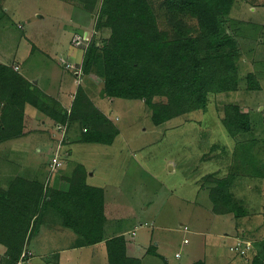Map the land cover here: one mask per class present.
Returning <instances> with one entry per match:
<instances>
[{
    "label": "rangeland",
    "instance_id": "1",
    "mask_svg": "<svg viewBox=\"0 0 264 264\" xmlns=\"http://www.w3.org/2000/svg\"><path fill=\"white\" fill-rule=\"evenodd\" d=\"M152 1L159 7L162 0ZM82 6L81 0H0V62L13 68L19 65L20 70L15 72L33 84L34 92L40 89L52 94L49 96L67 111L74 102L77 87L83 85L120 133L112 144H84L76 141L81 130L75 134L70 132L68 121L57 123L26 104V117L19 119L22 123L19 133L26 130L28 133L0 140V177L11 183L20 173L19 178L33 177L42 183L47 179L48 183L51 178L55 185L60 184L64 173L69 174V179L77 177L82 191H72L63 197H70L76 203H85L84 199L89 197L90 202L85 203L82 213L91 210L93 216L102 212L99 188H105L102 194L107 199L118 194L138 211L139 217L131 233L137 235L138 243L142 234H146V244L152 248L150 253L159 257L151 258L159 264H165L162 255L167 256L171 264H249V251L241 254L234 247L238 239L250 240L255 247V241L264 238V182L260 174L256 175L259 166L251 163V172L237 170L234 174L231 192L245 202L248 211L240 219L234 218L232 213L219 215L212 210L211 184L201 188V178L212 174L210 171L220 163H226L233 149L240 151L242 147L244 153L250 155L254 149H264V57L252 58L250 54L253 50L264 52L262 0H236L225 21L227 31L237 39L242 54L238 62L241 74L245 77L249 71L254 72L259 88L248 89L243 79L238 90L213 96L206 113L196 111L161 125L153 123L144 101L107 97L102 94L103 82L99 76L75 75V67H81L86 43L77 46L72 40L77 35L89 38L95 33L98 10L91 13ZM160 26L165 28L164 18H160ZM97 35L107 36L108 31ZM71 91L75 93L70 95ZM8 98V95L4 97ZM227 102L239 104L252 119L251 130L241 135L243 138L234 146L233 137L220 120ZM15 117L5 115V123L13 122ZM32 118H39L40 122L45 119L46 124L34 126L37 121ZM8 131H13L9 125ZM57 152L64 161L52 169L51 160ZM250 160L261 164L254 157ZM237 168H240L238 163ZM120 208L118 204L117 210ZM87 217L75 216L78 222L85 221L82 230L103 222L102 216L91 220ZM56 220L61 221L62 216L56 214L54 222ZM60 223L49 224V230L45 231L41 218L32 222L22 253L29 252L31 258L33 245L37 250L50 253L85 241L69 227L74 223ZM6 230L5 225L0 226L2 236ZM74 236L79 240H74ZM184 239H188L187 243ZM43 243L44 247L39 249V244ZM0 250L4 255L3 246ZM182 250L185 253L182 254ZM176 252L182 256L177 258ZM55 253L49 261L38 255L29 264H75L80 255V251H65L61 256ZM85 258L88 264V257L81 253L82 262Z\"/></svg>",
    "mask_w": 264,
    "mask_h": 264
},
{
    "label": "trees",
    "instance_id": "2",
    "mask_svg": "<svg viewBox=\"0 0 264 264\" xmlns=\"http://www.w3.org/2000/svg\"><path fill=\"white\" fill-rule=\"evenodd\" d=\"M81 1L83 9L91 13L98 8L95 33L86 46L81 64L83 74L86 77L99 76L103 82L102 94L107 97L144 101L155 125L179 116H190L196 111L206 113L213 96L238 90L243 79H246L248 89L259 88L254 72L249 71L245 77L241 74L238 62L242 54L237 39L225 27L236 0H162L159 7L152 0ZM160 18H164L165 28H161ZM105 31H108L107 36L97 35ZM250 54L252 58L264 57L261 51L253 50ZM15 71V68L0 62V140L28 133V130L19 133V127H22L19 119L25 116L26 104L36 107L57 123L68 121L69 131L73 134L81 130L77 133L78 142L112 144L119 135V128L95 105L83 85L77 87L74 102L67 111L37 86L39 90L34 92L33 84ZM6 95L9 98L5 100ZM5 115L16 116V119L5 123ZM220 120L232 137L252 128L250 113L242 111L237 103H225ZM8 125L13 131H8ZM76 178L71 181L69 195L72 191H82L80 180ZM22 179L18 178L14 184ZM201 179V188L205 187L204 184H211L209 195L215 213H232L236 219L247 215L245 202L231 192L234 174L218 177L212 173ZM99 189L101 194L104 189ZM50 196L47 202L55 195ZM43 199L41 197L40 201ZM25 204L23 212L19 210L21 215L12 217L13 222L6 225V232L1 235L0 244L5 247V254L0 256V264H16L31 223H35L46 209V206H38L35 211L33 200ZM32 210L39 212L35 219ZM72 210L69 205L60 208L64 224L74 223L69 227L78 233L83 232V240L87 243L103 240L101 232L90 231L87 233L93 238L85 237L81 227L86 223L78 222L75 219L78 213ZM99 228L102 229V223ZM106 243L109 264H140V260L130 258L126 253L123 236ZM247 258L249 264H264V238L255 241V247Z\"/></svg>",
    "mask_w": 264,
    "mask_h": 264
},
{
    "label": "crops",
    "instance_id": "3",
    "mask_svg": "<svg viewBox=\"0 0 264 264\" xmlns=\"http://www.w3.org/2000/svg\"><path fill=\"white\" fill-rule=\"evenodd\" d=\"M14 68L17 71L20 70V67L17 64L14 65ZM44 92L48 95H52L46 91ZM69 93L71 95L72 93H75V91L74 92L71 91ZM32 119L34 122L37 121L36 125L34 124V126H38V124H46L45 119H43L42 122H40L39 118H36V119L32 118ZM242 138L243 136L241 135L237 137H233V141H234L233 146L236 145L237 141L239 142ZM259 149L258 150L254 149L251 155L250 153H244V151L242 150V147L240 151L239 149L238 150L233 149L229 153L230 159H228L226 163H220L221 165L219 167L212 169V171L210 172L214 173L215 175H219L218 177L227 176L228 174H236L235 172H237V170H246L247 172H251V169H252L251 163H253L255 166H259V169L257 170L258 172L256 173V175L260 174L261 177L263 178L261 181L264 182V149L262 148H259ZM253 157L255 159H259L261 161V164L252 162L250 159H252ZM61 160L63 162L64 158L61 157ZM216 162L218 163L219 161H216ZM237 163L240 165V168H237ZM16 175L18 176V178L21 177L20 173ZM68 176L69 174L64 173L63 176L61 177L60 184H56V185L54 184L55 182L51 183V178L49 179L48 183H47L48 179L44 183H42V181L34 180L33 177H30V178L22 177L23 179L21 182H17L18 184L17 183L14 184V181L17 180L18 178L14 179L13 181L11 180L12 181V182L10 181L11 183H6L2 180L3 177L2 178L0 177V226L5 225V228H6L7 224L13 222L12 217L20 216L21 213L19 212V210L23 212V208L27 206L25 204L27 202L26 200L35 201V205H34L36 206L35 211L38 208V206L39 207L46 206L45 210L42 208L43 211L40 216L43 222L42 224L43 230L45 231L49 230V224L51 223L61 224L60 222L62 221V224H64V217L60 211V208H64L69 205V197L68 198L63 197V195L69 194L71 180H73V178L69 179ZM263 191H264V187H263ZM50 194L55 195V196L53 200L47 202L51 198ZM41 197H43L44 199L40 201ZM100 197H101L100 198L101 205L99 207H101L102 212L99 214L97 213V215L95 216H93V213L91 212V210L86 211V213L85 211L82 213V208L85 209V203L90 202L89 197L87 198L84 197L85 203H82V202L76 203L75 201L70 200L71 202L70 205H71V208L73 209L72 212H76V214L78 213L77 215L83 214L85 217L88 216L87 217L88 220L102 216V220H103L102 229L99 228V224H100L99 223L97 226L96 225L91 226L92 229L84 228L83 230L85 231L84 236L86 237V235H88L89 238H93V236H91L87 232L94 231L96 234L101 232V234L103 235V240L97 243H94V244H90L85 241L77 242L73 244L70 248L67 247L64 249L57 250V251L54 249L53 252H50V253H45V252H42L41 250H37L33 245V247L31 248L32 251L34 250L33 256L29 259L27 264L33 262L34 259H36L38 255H39V258L45 257V259H48L49 261L52 259L51 257L54 255L53 253L56 252L55 254H58L61 256L62 253H64L65 251H71V252L80 251V255H78L79 260L75 261V264H83V262L87 264L86 258L82 262L81 253L88 257V260H89L88 264H109V259H108L109 252H108L106 241L111 240L112 238H115L118 236H123L125 238L126 253L128 254V256H130V258H134L135 260L136 259L140 260V264H159L158 262L154 260L155 258L159 259V257L157 256L154 257L153 256L154 254L152 255V253L148 252V250L151 249V246L146 244V241H147L145 238L146 234L144 233L142 234V236L140 237L141 241L140 243H138L137 235H133L131 233V230L133 229L132 225L137 221L139 217L138 211L132 206V204H130L126 200H121L118 194H114L113 196H110L107 199L105 194L101 193ZM38 200L40 201L39 204H38ZM118 204H120L122 208L117 210ZM28 207H31V206H28ZM17 208L19 209L17 210ZM35 211L33 212L35 213ZM96 212H97V209H96ZM56 214H59L60 216H62L61 221L56 220V222H54ZM34 215H35L34 218H37L39 215V212L37 211ZM89 224H92V223H89ZM243 230L244 229H242V231ZM1 234L2 233L0 232V237H1ZM76 234L79 235L78 237H80V240L81 238L83 240V232L82 234L81 233H76ZM48 237L50 236L48 235ZM73 238L74 240H79V238L76 239V236H74ZM2 246L3 245L0 244L1 248ZM38 247L39 249L40 247H44V243L41 245L39 244ZM103 248H104V251L102 250ZM3 249L5 251L4 246H3ZM178 253L180 252H176L175 256ZM183 253H185L184 250H182V254ZM162 256L165 258V262H166L165 264H171L167 256L165 255H162ZM151 257H154V259ZM180 257H177V258H180Z\"/></svg>",
    "mask_w": 264,
    "mask_h": 264
},
{
    "label": "built area",
    "instance_id": "4",
    "mask_svg": "<svg viewBox=\"0 0 264 264\" xmlns=\"http://www.w3.org/2000/svg\"><path fill=\"white\" fill-rule=\"evenodd\" d=\"M92 36V35H91ZM91 37L87 38V36L85 35H80V36H76L74 37V39L72 40V43L74 45H82L84 43H86V46L89 44V41H90ZM67 67H72V64H67L66 65ZM17 68V67H16ZM82 70H81V67L79 66L78 67H75V75H82ZM66 127V126H65ZM62 160H61V155L57 152L54 157L52 158L51 160V167L52 169L53 168H57L58 166H61L62 165ZM184 229L185 230H188L189 228L187 226H184ZM188 241V239H185L184 242L186 243ZM235 249L239 250L241 252V254H246L247 251H250L251 249L254 248L252 242L250 240H242V239H238V243L237 245L234 247ZM231 249H233V247H231ZM30 253L27 252V251H24L20 258L18 259L17 261V264H26L27 261L30 259L29 258V255ZM3 254H1L2 256ZM177 257H180L181 256V253H178L176 255Z\"/></svg>",
    "mask_w": 264,
    "mask_h": 264
},
{
    "label": "water",
    "instance_id": "5",
    "mask_svg": "<svg viewBox=\"0 0 264 264\" xmlns=\"http://www.w3.org/2000/svg\"><path fill=\"white\" fill-rule=\"evenodd\" d=\"M87 34V32H85Z\"/></svg>",
    "mask_w": 264,
    "mask_h": 264
}]
</instances>
